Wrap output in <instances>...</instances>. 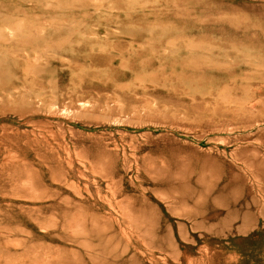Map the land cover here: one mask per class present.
I'll use <instances>...</instances> for the list:
<instances>
[{"label":"rangeland","instance_id":"rangeland-1","mask_svg":"<svg viewBox=\"0 0 264 264\" xmlns=\"http://www.w3.org/2000/svg\"><path fill=\"white\" fill-rule=\"evenodd\" d=\"M0 264H264V0H0Z\"/></svg>","mask_w":264,"mask_h":264}]
</instances>
